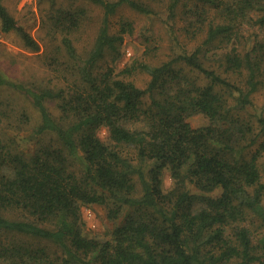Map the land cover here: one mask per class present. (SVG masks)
Wrapping results in <instances>:
<instances>
[{
    "label": "trees",
    "instance_id": "1",
    "mask_svg": "<svg viewBox=\"0 0 264 264\" xmlns=\"http://www.w3.org/2000/svg\"><path fill=\"white\" fill-rule=\"evenodd\" d=\"M89 1L105 16L86 56L71 35L87 10L50 12L77 67L66 84L37 87L0 72V87L37 112L25 109L12 126L0 110V264H264V104L258 115L247 110L264 89V0H173L172 11L186 1L185 12L206 22L199 46L118 72L133 28L126 21L112 32L110 16L122 5L153 11L143 0ZM0 20L40 49L4 0ZM137 69L151 76L145 87L130 78ZM198 113L207 122L195 127L188 118ZM11 128L31 131L32 148H20ZM86 204L119 220L108 239L83 232Z\"/></svg>",
    "mask_w": 264,
    "mask_h": 264
},
{
    "label": "rangeland",
    "instance_id": "2",
    "mask_svg": "<svg viewBox=\"0 0 264 264\" xmlns=\"http://www.w3.org/2000/svg\"><path fill=\"white\" fill-rule=\"evenodd\" d=\"M143 1L152 9V13L140 12L128 5H122L110 16L112 32H120L123 22L126 21L130 22L133 28L130 32L124 33L122 55L116 61V65L114 64L116 72L128 64H162L179 54L192 51L205 37L206 22L192 19L188 11L185 12L190 8L186 1H181L174 11L170 8L173 0ZM4 4L36 37L41 47L38 51L31 50L16 31H3L0 20V72L12 80L37 87L64 85L67 79L71 80L75 76L74 72H77L75 61L68 57L63 47L62 30L54 28L49 19L50 12L60 6L87 10L80 28L71 35L73 43L82 56H86V53L92 49L105 16L103 6L89 0H4ZM214 14L215 12L211 10V17H215L214 19L220 22L222 19ZM201 27H204V30L201 31ZM256 30L258 34L263 31L259 26ZM253 39L254 36L251 35L249 40L253 41ZM102 60L99 69H106L111 61V55H106ZM130 78L138 86L145 87L151 76L148 72L137 69ZM263 104L264 89L260 88L253 94V103L247 110L258 115L262 112ZM9 105L17 111L10 116ZM3 109H8L6 118L2 116L3 120L8 123L11 117L14 124L12 126L19 124L20 112L25 109L33 118L37 114L25 96L8 87H0V110ZM188 120L195 127L207 122L206 117L201 113L191 115ZM24 131L17 133V130L12 128L9 130L15 135L20 148L28 150L33 146V141L30 139L32 132ZM101 136L105 140L108 139L106 129L101 130ZM261 164L264 180V155ZM172 183L170 173L166 172L165 188H171ZM81 215L84 222L83 232L87 236L99 239H108L119 222V220H111L106 207L101 204L84 205Z\"/></svg>",
    "mask_w": 264,
    "mask_h": 264
}]
</instances>
